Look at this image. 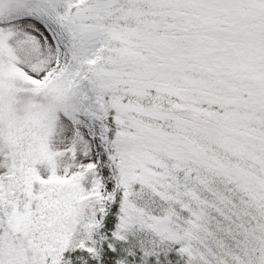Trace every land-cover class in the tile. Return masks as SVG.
<instances>
[{
  "label": "snow or ice",
  "instance_id": "snow-or-ice-1",
  "mask_svg": "<svg viewBox=\"0 0 264 264\" xmlns=\"http://www.w3.org/2000/svg\"><path fill=\"white\" fill-rule=\"evenodd\" d=\"M0 264H264V0H0Z\"/></svg>",
  "mask_w": 264,
  "mask_h": 264
}]
</instances>
